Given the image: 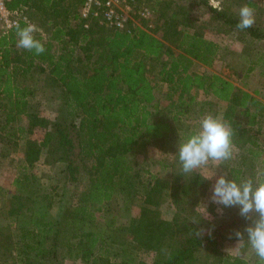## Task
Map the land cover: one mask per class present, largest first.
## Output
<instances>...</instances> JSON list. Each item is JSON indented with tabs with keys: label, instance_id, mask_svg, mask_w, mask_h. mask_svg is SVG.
Wrapping results in <instances>:
<instances>
[{
	"label": "trees",
	"instance_id": "16d2710c",
	"mask_svg": "<svg viewBox=\"0 0 264 264\" xmlns=\"http://www.w3.org/2000/svg\"><path fill=\"white\" fill-rule=\"evenodd\" d=\"M194 2L205 4L214 18L237 28L239 16L230 10V1L226 5L221 2V7L208 0ZM82 4L83 0L6 1L9 10L25 15L17 24L23 27L35 22L47 35L34 34L45 46L44 53L36 55L17 47L15 25L0 33V136L12 144L14 153L16 143L24 140L23 152L15 160L13 190L0 204V219H8L0 233L14 243L10 248L0 240V264H31L32 259L65 264V258H79L81 264H213L214 260L247 264L244 257L236 255L244 242L238 243L234 235L250 223L243 217L226 216L225 232L214 228L195 235L201 227L193 194L198 193L200 179L197 175L185 177L181 164L169 176L148 175L142 184L145 193L138 224L132 231L126 225L129 234L124 240L115 234L122 223L117 227L119 219L116 209L112 213V204L119 194L130 197L135 192L130 156L141 154L152 139L163 138L168 144L171 136L179 134L182 143L199 129L202 118L198 116L206 111L199 108L193 90L210 94L211 102L219 107L212 116L216 114L231 128L234 151L228 178L242 180L247 163L252 168L247 178L264 177V171L259 175L254 170V163L264 164V149L258 147L264 144L258 138L264 100L221 74L192 71L195 60L213 63L218 44L190 32L187 23L163 24V32L179 48L174 51L171 44L140 26L97 33L93 23L98 19L82 17ZM176 15L173 11L171 20H176ZM240 31L264 39L260 25ZM148 59L159 62L158 79L167 84L164 108L147 74ZM258 61L264 62V54L253 64ZM43 72L44 79L38 83L35 80ZM38 93L51 102L55 110L52 118L30 110L31 99ZM191 112L197 114L194 122L177 125ZM25 115L26 125L21 120ZM35 126L44 129L39 139L26 135ZM42 155L55 166L40 186L32 165ZM74 167H80L79 177L71 174ZM70 179L77 181L74 187L66 184ZM166 197L184 199V212L187 204L194 209L190 214L176 209L170 218L162 217L159 205ZM220 239L226 244L223 251L217 247ZM205 242L213 253L201 256L208 245ZM138 249L152 251V260H136L133 250ZM198 258H203L202 262H197Z\"/></svg>",
	"mask_w": 264,
	"mask_h": 264
},
{
	"label": "rangeland",
	"instance_id": "374dc122",
	"mask_svg": "<svg viewBox=\"0 0 264 264\" xmlns=\"http://www.w3.org/2000/svg\"><path fill=\"white\" fill-rule=\"evenodd\" d=\"M135 1L137 7L145 6L149 11L147 16H141L137 12V9H134L133 17L136 20L135 26L143 27L155 33L157 36L162 38L165 43L171 44L174 51H179V48L174 47L169 36L163 32L164 23L166 25H169L173 22H185L187 23L190 32L198 33L199 35H202L206 38H210L218 44V51L213 63L210 65H206L195 60L190 66V69L192 71H196L199 73L221 74L230 79L236 86L247 89L250 92L254 93L257 97L264 100V62L258 61L253 64L254 59H256L261 54H264V39L252 38L246 33L241 34L242 31L238 30L237 28H230L225 22L214 18V16L211 14V11L205 4L194 2V0H170V2L168 3H164L165 0ZM227 1H230V10H232L236 14H238L240 7L243 5H248L253 8L255 15L254 24L260 25L262 28H264V0H218V3L216 5L220 3L221 7V2H224V5H226ZM249 1L252 3V5L249 3ZM208 3L210 4L211 2L208 0ZM173 11H176L177 13V15L175 16L176 20L174 21L170 18V15ZM21 16L25 18L23 12H21ZM29 24L35 26L34 34L37 32L41 33L44 37L47 35V31L44 30L42 26H38L35 22L32 21H30ZM93 25L95 26L94 28H96L95 31H97V33L112 30L111 27L105 25L104 23H101L99 20L97 21V23H93ZM251 64H253V69L248 71L247 68ZM147 65V74L149 75L152 83L155 85L160 107L164 108L168 103V99L166 98L167 84L161 82L158 79L159 77L157 69L159 67V62L157 60L148 59ZM40 74V77L35 80L38 83L44 79V72ZM193 93H195L199 108H202L206 111L204 114H200L198 118H203L205 115L214 113V111L218 110V104L214 105L213 102H211V100L213 101V99L210 94H206L202 90H193ZM30 110L33 112L36 111L40 116L43 115L48 118H52L55 113L51 102L47 100L41 93H38L31 99ZM196 115V113L191 112L190 117L188 116L181 120H178L177 125L184 126L188 123L194 122V120L196 119ZM27 118L28 116L25 115L21 119L24 125H26L27 123ZM239 119L243 121L242 117H239ZM262 123L263 128L262 131L258 133V138L260 141H262V143H264V119ZM255 128L256 127L252 129L255 130ZM43 131L44 129L42 127L35 126L30 132H27L26 135L35 139H39L43 135ZM179 143V134H174V137L171 136L170 142L168 144L163 138H155L148 142L146 149L141 154L130 156V161L133 165L132 177L136 179L135 192L130 197L123 193L119 194L112 204V213H115L114 210L116 209V213L119 219V221L117 220V227L120 226V223H122V228H117L115 230V234H117L118 239L124 240V236L125 238L126 236H128L129 233L125 231L126 225L128 227L127 230L132 231L138 224V217L141 212V203L145 193V188L142 184H146V181L149 179L148 175L152 173L161 176H169L172 173L173 168H180V162L178 161L179 157L176 155ZM16 146L17 151L11 154L10 151L12 148V144L6 143L4 140L2 141V138L0 136L1 183L10 184V181L15 174V168L13 165H15L16 157H18V155H21L23 152L24 140H19L16 143ZM233 146L234 145H232V147ZM258 147L264 149V144H260L258 145ZM1 153H5L8 156H2ZM10 157L11 159H9ZM171 163L173 164L171 165ZM228 164L229 160L219 162V166H217L216 162H210L208 166L196 170L195 173L184 175L188 178L197 175L200 179L198 193L193 194L197 202L195 206L196 216L199 219L197 222L201 227V230L199 232L207 234L210 233L211 229L214 228L219 229V231L221 232H225L226 228H223L222 226L226 225L228 215H234L236 218L241 217L239 215V209L237 207H224L223 205H217L210 199L212 185L215 182L216 176L221 173L227 175ZM54 166V163L47 159L44 155H42V157L34 165H32V171H34L40 177V186H43L47 181V177L51 174ZM74 168L75 170L71 174L79 177L81 170L80 167ZM263 168L264 164L262 162L254 163V169L259 172V175H261ZM251 171L252 168L250 164L247 163L245 166V172H242L243 179L250 176ZM212 175L214 176L211 179H205V177ZM76 182L77 181L75 179H70V182L66 184H68L70 187H74ZM8 187L10 186H7L6 189L9 190ZM183 202L184 199H178V197L177 200H174L171 197H166L165 200L159 205L161 216L170 218L173 214V211H175L176 209H181L180 212H182V214L187 213V211H189L187 214H190V209H194V206L192 207L191 205L189 206V204H187L186 210L184 212L182 210V207L184 206ZM55 210L56 206H53L52 211L55 212ZM194 215L190 216L193 217ZM1 223L2 221L0 220V224ZM4 223L5 220L2 224ZM238 226L240 227L242 225H235V227ZM4 234V232L0 233V240L2 244L8 242V245L11 248L12 244L14 243L11 242L10 238L8 240L6 237H4ZM177 236L180 235L178 234ZM171 241L173 244H176L173 239ZM205 243H207L208 245L202 250L201 256L212 252L211 248H209L210 243ZM225 245L226 244L223 243V239L217 241V247L221 251H223V249H226ZM133 251L134 258L136 260L142 259L144 261H151L153 258L152 251H147L146 249H138ZM243 253V255L248 257L252 263V260L255 258L254 254L248 248H245ZM202 260L203 258H198L197 262H202ZM212 263L216 264L217 261L214 260L212 261ZM31 264H50V262H42L40 260L32 259ZM62 264H64V262ZM65 264L81 263L79 261V258H65Z\"/></svg>",
	"mask_w": 264,
	"mask_h": 264
},
{
	"label": "clouds",
	"instance_id": "9594fccd",
	"mask_svg": "<svg viewBox=\"0 0 264 264\" xmlns=\"http://www.w3.org/2000/svg\"><path fill=\"white\" fill-rule=\"evenodd\" d=\"M238 16L237 28L240 30L249 29L255 23L254 9L248 5L240 7ZM15 28L18 48L36 55L44 53V44L34 37V25L26 24L22 27L16 24ZM177 152L184 174L195 173L210 162H216L219 166V162L227 161L233 155L231 128L211 114L205 115L199 122V129L178 145ZM210 199L217 205L237 207L239 215L250 221L243 231L237 230L234 233L238 243L244 242L236 250V255H243L241 249L246 245L254 254L256 264H264V177L246 178L237 182L221 173L212 185ZM200 234L195 233L196 236Z\"/></svg>",
	"mask_w": 264,
	"mask_h": 264
},
{
	"label": "built area",
	"instance_id": "2783aa9c",
	"mask_svg": "<svg viewBox=\"0 0 264 264\" xmlns=\"http://www.w3.org/2000/svg\"><path fill=\"white\" fill-rule=\"evenodd\" d=\"M7 0H0V33L6 32L9 28L16 25L19 19H25L21 16L20 10H9L6 7ZM216 5L218 0H209ZM134 9L141 16H147V7H137L135 0H83L80 9L82 17H96L101 23L115 28L130 30L135 26L133 17ZM87 26V22L84 24Z\"/></svg>",
	"mask_w": 264,
	"mask_h": 264
},
{
	"label": "crops",
	"instance_id": "0c3cea01",
	"mask_svg": "<svg viewBox=\"0 0 264 264\" xmlns=\"http://www.w3.org/2000/svg\"><path fill=\"white\" fill-rule=\"evenodd\" d=\"M262 149V148H261ZM11 152V154H13V152L12 151H10ZM1 155L2 156H8L7 154H5V153H1ZM9 159H11V157L9 158ZM16 160V159H15ZM14 166V168H15V173H16V164L15 165H13ZM255 170V169H254ZM263 171H264V168H263ZM242 172L244 173L245 172V167L243 168V170H242ZM14 176H15V174H14ZM14 176L12 177V179H11V181H10V184H5V183H1L0 182V204H3V200L5 199V198H7L8 196H9V194H10V192L13 190V187H14V184H13V179H14ZM7 186H10V187H8L9 188V190L8 189H6L7 188ZM1 221H2V223H3V221L5 220V223L4 224H6V222L8 221V219H0ZM0 224V226L1 225H4V224ZM242 257H244L246 260H247V264H253V260L255 259H253L252 260V263H251V261H250V259L248 258V257H246V256H242ZM250 262V263H249ZM7 264L8 263H10V262H6Z\"/></svg>",
	"mask_w": 264,
	"mask_h": 264
}]
</instances>
